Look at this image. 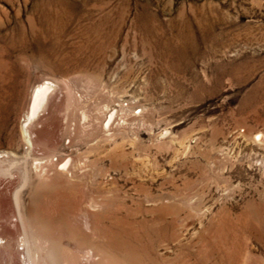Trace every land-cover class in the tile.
Listing matches in <instances>:
<instances>
[{
  "label": "rangeland",
  "instance_id": "rangeland-1",
  "mask_svg": "<svg viewBox=\"0 0 264 264\" xmlns=\"http://www.w3.org/2000/svg\"><path fill=\"white\" fill-rule=\"evenodd\" d=\"M19 263L264 264V0H0Z\"/></svg>",
  "mask_w": 264,
  "mask_h": 264
},
{
  "label": "bare ground",
  "instance_id": "bare-ground-1",
  "mask_svg": "<svg viewBox=\"0 0 264 264\" xmlns=\"http://www.w3.org/2000/svg\"><path fill=\"white\" fill-rule=\"evenodd\" d=\"M51 88H52L51 86L45 84V85L39 86L36 90H34V92L32 94L31 101H30L31 103L29 104L30 108L28 110L29 112L27 115L28 116L27 122H26L27 125L25 127H27L28 124H30L34 118L38 117L39 114L46 107L48 99H49V94H50V92L53 91V90L51 91ZM24 135H25V133H24Z\"/></svg>",
  "mask_w": 264,
  "mask_h": 264
}]
</instances>
